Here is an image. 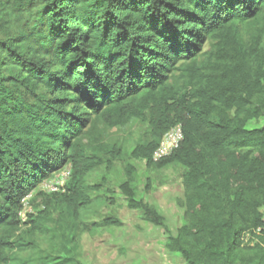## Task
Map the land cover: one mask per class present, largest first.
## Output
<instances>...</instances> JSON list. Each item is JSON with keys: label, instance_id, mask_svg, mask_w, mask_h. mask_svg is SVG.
<instances>
[{"label": "trees", "instance_id": "1", "mask_svg": "<svg viewBox=\"0 0 264 264\" xmlns=\"http://www.w3.org/2000/svg\"><path fill=\"white\" fill-rule=\"evenodd\" d=\"M263 17L264 0H0V264H18L32 243L24 229L52 201L78 220L99 154L108 164L122 154L90 130L133 120L153 137L134 159L186 169L187 223L165 248L186 264H264V46L241 37ZM252 121L263 125L248 129ZM178 125L179 148L154 162ZM67 166L62 191L23 221V201ZM121 191L129 210L164 226L131 174Z\"/></svg>", "mask_w": 264, "mask_h": 264}, {"label": "rangeland", "instance_id": "2", "mask_svg": "<svg viewBox=\"0 0 264 264\" xmlns=\"http://www.w3.org/2000/svg\"><path fill=\"white\" fill-rule=\"evenodd\" d=\"M241 37L245 43L257 41L259 47L264 46V17L242 28ZM213 43L209 41L205 45L200 62L210 57ZM180 76L176 75L174 85L183 84ZM262 125L263 121H252L248 129H259ZM90 132L100 134L103 144L119 147L121 156L108 164L107 155L99 154L105 163L87 177L91 202L79 210L77 221L54 200L48 214L37 220L36 227L24 229L32 243L17 253V263L53 264L64 259L66 264H186L180 255L165 248L168 236L177 235L187 223L186 169L177 164L161 170L148 168L145 160L133 158L132 151L138 144L153 141L148 122L133 120L115 128L97 122ZM90 135L85 138V144ZM91 151L88 148L89 155ZM70 169L67 166L31 194L24 205L26 215L44 210V201L62 191ZM129 174L137 199L158 212L164 219L163 227L144 221L142 211L127 208L121 186L128 181ZM261 211L264 214V208ZM107 218L119 219L123 224L121 227L104 226Z\"/></svg>", "mask_w": 264, "mask_h": 264}, {"label": "built area", "instance_id": "3", "mask_svg": "<svg viewBox=\"0 0 264 264\" xmlns=\"http://www.w3.org/2000/svg\"><path fill=\"white\" fill-rule=\"evenodd\" d=\"M183 140V131H182V127L180 125L174 127L172 130H170L161 140L157 150L154 152L153 154V161L154 162H159L160 160H162L163 158L170 156L173 152H175L178 148L180 143ZM71 167V166H70ZM70 173H71V169L69 170L67 177L68 179H65L62 183V187L65 186L66 182L69 180L70 178ZM31 195H29L24 201V205H25V201L30 197ZM21 218L23 221H26V214H25V210H23V212L21 213Z\"/></svg>", "mask_w": 264, "mask_h": 264}]
</instances>
